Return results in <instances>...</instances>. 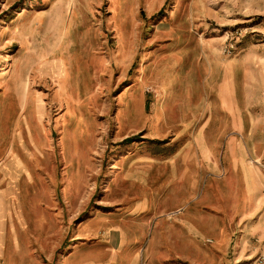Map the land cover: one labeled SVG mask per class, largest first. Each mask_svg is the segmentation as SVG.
Instances as JSON below:
<instances>
[{
    "label": "rangeland",
    "instance_id": "374dc122",
    "mask_svg": "<svg viewBox=\"0 0 264 264\" xmlns=\"http://www.w3.org/2000/svg\"><path fill=\"white\" fill-rule=\"evenodd\" d=\"M17 186L0 264H264V0H0Z\"/></svg>",
    "mask_w": 264,
    "mask_h": 264
},
{
    "label": "crops",
    "instance_id": "0c3cea01",
    "mask_svg": "<svg viewBox=\"0 0 264 264\" xmlns=\"http://www.w3.org/2000/svg\"><path fill=\"white\" fill-rule=\"evenodd\" d=\"M40 68H41V74L42 73L43 74L48 73V70L51 71V69H49V67L48 68L47 67L44 68V66H43V67H40ZM39 73H40V70H39ZM151 168L153 169L152 166L150 168H147L145 166V168L140 169V171L133 172L134 169H132V171H129V173H128V177H129V179L127 180L128 181V184L130 185V183L132 182V184L134 185V189L133 190L135 191V193L137 192V194L140 195V196L145 195L150 190L149 189V185H147V182H145L146 181V178L144 176L147 173V171L148 172L150 171ZM152 169H151V171H152ZM223 169H224V172L226 173V170H225L224 167H223ZM215 171H216V169H215ZM149 173H151V172H149ZM2 174H3L4 177H7V176H9V177H11V176L12 177L13 176L17 177V176H19V174H21V176H23V172L22 171H20L18 173L17 172L16 173L3 172ZM27 178H29L31 180H34L35 177L31 173L30 176L27 175ZM142 181H144V184H145V187L144 188H142V185H141L142 184ZM21 192H22V190L18 186H17V189L16 190L13 187H11L10 189H6V191H4V192L2 191L0 193V201H1V204H4V203L6 204V202L10 203L12 201L17 202L18 208L21 210V215H22L21 217L24 218V214H22V210H23L22 205L23 206L25 205V198H24V196H23V194ZM148 195L151 196L150 192L148 193ZM8 206H9V204H8ZM18 208L15 210L17 214L19 213L18 212ZM10 211H11V209H10ZM118 223H117V225H115V227H118V228H119V226H122L123 227V224H118ZM133 225L131 227H133ZM126 226H129V225H126ZM135 226H137V225L135 224ZM130 243H131V241L128 238H127V241L124 242V239L122 237V234L119 231L118 242H117V246H116L117 247V250L120 251V249H122V248L125 249V247H127V245H130ZM117 258H119V257H117ZM135 260H137V259H135ZM135 263H136V261H135Z\"/></svg>",
    "mask_w": 264,
    "mask_h": 264
}]
</instances>
